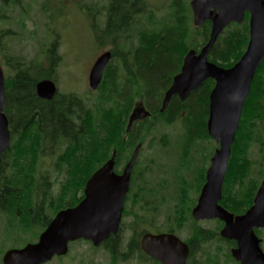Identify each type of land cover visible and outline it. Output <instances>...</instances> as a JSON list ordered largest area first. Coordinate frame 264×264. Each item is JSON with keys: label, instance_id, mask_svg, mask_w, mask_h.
Listing matches in <instances>:
<instances>
[{"label": "trees", "instance_id": "1", "mask_svg": "<svg viewBox=\"0 0 264 264\" xmlns=\"http://www.w3.org/2000/svg\"><path fill=\"white\" fill-rule=\"evenodd\" d=\"M8 1L11 5V0H0V22L6 20L3 13L10 6L6 5ZM127 2L115 0L114 3L117 13L122 10L118 18L125 21L121 26L115 24L110 35L115 41V56L119 51L118 36L126 37L125 31H128L122 26L133 29L139 22L140 0ZM121 5L126 9H122ZM174 6L171 25H165L160 30L148 25L141 30L137 27L136 38L132 36L129 40L137 41L129 49L130 55L122 60L118 57L120 62L117 61V67L116 60H113L116 69L105 72L98 91L92 95L81 97L70 93L49 102L43 101L35 94V84L48 75L31 71L33 63L24 59L5 60V67L12 74H5L3 109L11 131V144L0 166V214L7 218L8 230L18 228L25 235L38 227L43 231L57 212L79 202L77 197L86 180L110 158L113 150H116L114 161H122L125 157L129 158L138 145L143 149L144 140L154 131L153 122L167 127L179 122L183 131L182 150H190L192 146L198 147V150H213L214 146L210 145L212 140L206 131L208 98L213 81H205L184 103L174 98L165 112L159 111L163 94L172 77L179 72L184 56L189 50L198 52L207 43L210 33L208 23L198 29L189 28L191 10L182 0H175ZM233 26L235 30L223 39L221 35L208 56L210 62L225 69L240 59L248 42L247 24ZM0 34V41L9 37V32ZM129 46L125 43L124 49ZM137 100L151 117L135 123L130 133L126 134L127 118ZM263 137L264 60L255 73L244 103L222 186L221 203L235 213L240 214L251 206L263 178L264 168L250 172L252 162L247 158V152L253 146L263 152ZM54 140L61 142L65 148L54 164L59 179H63L57 195L52 189L54 182L46 175H36L37 168H42V161L38 165V157L43 152L45 154L42 148L53 145ZM141 154L142 151L134 172L140 170ZM134 225L131 224V236L126 240L129 254L139 252L137 241L141 235ZM113 238L101 246L110 254L112 261L118 259L116 246H113L116 241L109 243ZM76 243L69 245V251ZM66 258L59 257L57 260Z\"/></svg>", "mask_w": 264, "mask_h": 264}, {"label": "water", "instance_id": "2", "mask_svg": "<svg viewBox=\"0 0 264 264\" xmlns=\"http://www.w3.org/2000/svg\"><path fill=\"white\" fill-rule=\"evenodd\" d=\"M190 8L195 28L210 22L209 38L198 53L190 50L185 55L179 74L165 93L160 113L167 109L174 95L183 102L206 80L214 82L209 94L206 130L218 148L192 215L195 220L217 218L224 223L220 237L236 242L237 249L231 251L236 262L264 264L260 241L254 234V229L264 228V178L252 206L243 215L234 217L217 205L241 112L254 75L264 60V0H191ZM245 13L249 14V40L243 55L229 69L209 62L208 55L217 38L231 23L240 24ZM109 60L110 53H105L95 61L89 74L91 90L98 88ZM35 91L38 98L50 101L56 87L51 81H41L36 84ZM3 107L4 74L0 66V159L10 142ZM148 116L149 113L142 107H136L130 115L127 133L135 120ZM139 148L134 150L121 176L113 173L112 159L103 165L87 181L84 198L78 205L58 212L35 243L6 251L2 264H47L54 257L65 256L70 243L84 240L98 247L111 234H116L130 172ZM145 243L149 250L145 248ZM141 248L160 264H184L188 252L186 245L173 235H146L141 241Z\"/></svg>", "mask_w": 264, "mask_h": 264}, {"label": "rangeland", "instance_id": "3", "mask_svg": "<svg viewBox=\"0 0 264 264\" xmlns=\"http://www.w3.org/2000/svg\"><path fill=\"white\" fill-rule=\"evenodd\" d=\"M12 4L6 9L5 22H0V32H9V37L1 39L0 41V64L3 67L5 74L11 76V72L5 67L6 59H21L27 63L36 62V59L41 62L43 67L47 68V59L43 58L40 53L45 51L47 48L51 49L55 46V52L51 53L56 64L55 75L48 76L51 80H55L56 92L59 95H67L70 93L78 96H86L87 93L91 94V90L88 85V74L90 63L93 64L94 60L98 57L101 52H107L110 44L104 42L100 47L99 43L94 39L91 27L89 23H85L83 16L78 14L71 8L76 4H81L84 7L91 5L88 2H82L81 0H56L60 6L64 7L62 11L63 18L61 19L58 14L54 20L60 24L61 28L57 24V28L60 32L56 34L54 29L55 21L51 18H47L42 9L46 5V0H11ZM48 3L50 0H47ZM175 0H146V12L142 20L146 26L150 28H157L160 30L165 25H171L173 20L170 19L174 6ZM182 2L189 6L190 0H182ZM109 3V0L98 1L99 12L105 9ZM88 4V5H87ZM103 4V7L101 6ZM59 6V7H60ZM95 7V6H94ZM1 8V2H0ZM90 12V11H88ZM1 14V12H0ZM91 17V14H90ZM52 22V25L49 23ZM191 27L192 18L190 20ZM139 28V27H138ZM235 30L234 26H231L225 30L222 34L223 39L230 31ZM137 28L126 31L125 35L128 40L132 39V36H136ZM56 35V39H55ZM3 40V41H2ZM2 42V45H1ZM136 45L132 42L125 51H129L131 47ZM99 47V48H98ZM98 48V49H97ZM130 52V51H129ZM61 57V58H60ZM2 62V63H1ZM111 67V66H110ZM91 68V67H90ZM112 69V67H111ZM110 69V70H111ZM86 93V94H85ZM140 100H137L138 102ZM154 131L150 134L143 143V149L141 154V167L143 169L150 168L153 166L155 161H159V165L162 168V179L166 182V189L163 193L158 196V200H162L160 203L161 212L158 216L159 222L165 225V222H170L171 226H174V208L177 196V190L182 188L187 193L188 187H194L191 181L189 171L185 172L184 183L177 187V166L176 160L178 157V148L182 150L183 144V131L181 130L179 122L171 127L165 125H156L153 122ZM264 144V137H263ZM210 145L214 146L215 150L218 145L211 142ZM191 150H198V147L192 146ZM251 152H258L260 150L257 146H253ZM264 152V150H263ZM47 165V171H38L44 173L49 180H53V168L48 166V162L45 159ZM51 162V161H50ZM206 165V164H205ZM201 166V169L205 168ZM259 166L264 168V155L260 158L259 165L252 167L250 172L259 169ZM154 170V167H152ZM187 169V168H186ZM185 169V170H186ZM255 175V173H254ZM253 176V175H252ZM257 176V175H256ZM255 176V177H256ZM254 177V176H253ZM58 184L62 181L61 178H57ZM148 180V179H147ZM55 185V183H54ZM59 193V188L55 190V194ZM195 193H193L194 195ZM170 195V197H169ZM190 195L192 193L190 192ZM192 195V196H193ZM174 197V199H173ZM187 221L182 230V235L187 236L189 230L187 228L191 226V219L187 216ZM126 223L127 220H124ZM8 225L7 218L0 214V264L3 254L10 249L21 248L26 244L35 243L41 234V227L28 231L25 235L23 232L15 228L13 230L7 229ZM200 228L211 232V240L208 242L210 247V260L211 264H233L226 256V247L219 243L215 238L218 237L216 232V222L209 221L199 224ZM14 227V226H13ZM129 236L126 232L121 233V240L124 244L120 243L119 246L115 247L117 260L112 261L110 254L104 249V247L94 248L88 242H77L70 247V251L65 256L66 259L58 261L57 258H53L48 264H147L143 258L139 256L137 251H133L131 254L127 252L126 240ZM264 239V231L260 235ZM264 248V244H263ZM124 256V257H123Z\"/></svg>", "mask_w": 264, "mask_h": 264}, {"label": "flooded vegetation", "instance_id": "4", "mask_svg": "<svg viewBox=\"0 0 264 264\" xmlns=\"http://www.w3.org/2000/svg\"><path fill=\"white\" fill-rule=\"evenodd\" d=\"M81 1L82 2H88L91 5V7H88V6L84 7L81 4H76V5H74V7L71 6V8H73V10L75 12H77L78 14L83 16L85 23L86 22L89 23L91 30H92V33H93V36H94V39H96V41L99 43V47L104 42H107L110 44L109 50H107V52L104 51V52H101L99 55H97L98 57H100L101 55H103L105 53H110V62L108 63V65L106 66V68L104 70V74H105V72L111 71L113 68L117 67V65H118L117 61L120 62L119 60L120 59L122 60V58L124 56L130 55L129 51L124 50L125 43L130 45L132 42L137 43V41H136V39H133V41L129 42V40L127 39L128 37H125L122 35L118 36L119 40H118L117 46H118L119 51H118L117 55L115 56V53H114L115 41H114V39L110 38V35L113 32L112 29H115V24H117L118 26H121V23L123 24L125 22V21L121 20V18H118V15L122 11L121 6L124 3L118 9V11L121 10L120 13H117L115 10V7H114L115 0H109L107 7L103 10L101 9L100 12H99L100 8L98 5V1H100V0H81ZM122 1L127 2V0H122ZM128 1L131 2L132 0H128ZM59 6L60 5L56 2V0H50L49 3L46 0V5L42 9V11L46 15H49L47 18H51L53 21H55V23H56L55 27L56 28H57V24L61 28L60 24H62L64 21L63 22L61 21V23L59 24L56 20H54V18L58 14H60L61 19H62L63 18L62 11L64 12V10H65L64 7L70 6V5H66V6L63 5L60 7ZM101 6L103 7V4H101ZM122 9H126V7H123ZM88 11H90V12H88ZM145 12H146V0H140L139 22H138L137 26H134V28L139 27V29L141 30L146 25L144 22L142 23V20L145 16ZM90 14H91V17H90ZM248 21H249V14L245 13L243 21L240 25L247 24V26H248ZM49 23L52 25L51 21H49ZM207 23L211 26L210 22L207 21ZM233 25H236V24L231 23L229 27H231ZM122 28H124V30H130L131 29L130 26L127 27L126 25H123ZM54 31L56 32V34L59 33V37H60V32H62V31L61 30L59 31L58 28L54 29ZM125 33H126V31H125ZM0 36H1V34H0ZM55 39H56V35H55ZM1 45H2V42H1ZM54 48H55V46H54ZM54 48H51V49L47 48L45 51L40 53L43 58L46 57V59H47V65H48L47 68L43 67L41 62L36 59V62H34V64H33L34 68H32L30 70L34 71V72L41 71L42 73L47 74L48 76H51L52 74L55 75V70L57 67H56V64L54 63L53 55L51 54L52 52L53 53L55 52ZM0 49H2V47H0ZM118 57H120V59ZM97 58L94 60L93 64L90 63L91 68L94 65ZM113 60H116V62H114ZM113 62L116 63L115 67L113 65ZM110 66L112 67V69ZM90 67H89V73L91 70ZM120 67H122L121 63H120ZM179 72H180V70H179ZM179 72L176 75H178ZM176 75H174L172 77L169 86L167 87L166 91L164 92L160 107L162 105V101L164 99L165 93L167 92V90L172 85L173 79ZM88 76H89V74H88ZM40 81H52L56 86L55 80H51L48 77L44 78V79H40L38 82H40ZM87 81H88V78H87ZM38 82H36V84ZM36 84H35V87H36ZM58 96H61V95L56 93L54 98H56ZM188 97H187V99H188ZM174 98H176L180 103H184L187 100L186 99L185 101L182 102L177 95H174L171 98L170 102ZM170 102H169V105H170ZM140 104H141V102H135L134 103V105H136L137 108L141 107V106H139ZM128 118H129V116H128ZM128 118H127V121H128ZM207 118H208V116H207ZM126 125H127V123H126ZM180 127H181V125H180ZM125 129H126V126H125ZM55 140H57V137L55 138ZM55 140L53 142V145H50L48 148H42V150H45V154L43 152V154L38 157V160H39L38 165L42 161V168L38 167L36 170V175H40V174L45 175L44 173L42 174L38 171H47L48 167L44 161L46 159L48 162V166L52 167L53 172H54L53 180H54L55 185L52 188L54 194H55V190L57 188H59V193H60V188H61V185L58 184L57 178H59V176H58V172L55 171L54 164L58 159H60L61 151L65 150V148L63 146H61L62 143L61 142L57 143ZM15 148H14V150H15ZM141 151L142 150L140 148L138 155ZM216 151L217 150H191V148H190V150H179V148H178L179 154H178V157L176 160V166H177V170H178L177 187L184 183V181H185L184 178H186L184 176V174H185V172H188V171L190 173V176H192L191 181L194 184V187L193 188L188 187L187 193L184 192V190L182 188H179L176 191L177 192L176 200L178 202H176V204H175L176 209L174 208V212H175L173 214V216L175 217L173 220L174 226H171L170 222H165V225L161 224V222H159V219H158V216L160 215L159 213L161 212L160 203L162 202L161 199L158 200V196H160L163 193V191L166 189V182L162 179V168L159 165L160 162L157 160V161H155V163H153V166H151L150 168H146V169H143V167H145V166H142V167L140 166V170L134 172V166H135V163L137 160L136 159L135 163L131 169V172H130L128 190H127V192L124 196V199H123L122 213H121V219L119 222L118 230H117L116 234L111 235L109 237V238H111V237H115V238L117 237V238L111 239L109 241V243L113 244V242L116 241L115 245L113 244V246H117L118 244L122 243L121 233H123V232H126L127 235L130 237L131 236L130 227H131V224L134 223L135 224L134 226L138 227V231L141 235L137 241L138 242V248H139V252L138 251L137 252L139 253L140 258L141 257L143 258L145 263H147V264H160V262L149 257L142 250L141 241H142L143 237H145L146 235H152V236L173 235L176 238H178L182 243H184L187 247L188 252H187V256L185 258L184 264H211L210 247L208 244V242L211 240V237H212L211 232L209 230L206 231L203 228H200L199 224L204 223V222H209V221H215L216 225H217L215 234H217V236H218L215 239L218 240L219 243H221L222 245H224L226 247V249H227L226 250V256L233 264H241L240 262H236L232 258V255H231V251L233 249H237L236 242L234 240H226V239H223L220 237V231L223 229L224 223L221 222L217 218L216 219H210V220L209 219L195 220L193 218V215H192L193 210L198 205V200H199V197L201 194V190L206 183V173L210 168L211 160H212ZM257 151L258 152H255V150H254V152H251V151L249 152V150H248V152H247L248 153L247 158H249L251 160L252 167L259 165L260 158L264 155V152H261L260 150H257ZM115 153H116V150H113L112 154L110 155V158L107 161H109L111 159L113 160V173L116 176H121L126 165H127V163L130 161L132 154L129 158L125 157L122 161H119V160L114 161ZM230 156H231V150H230ZM230 156L228 158V162L230 160ZM3 157H4V154H2V156H1L0 165L3 162ZM126 158H127V160H126ZM137 158H138V156H137ZM107 161H105L100 167H97L91 175H93L103 165H105L107 163ZM204 165H205V168L201 169V166H204ZM152 167H154V170ZM259 167L263 168V166H259ZM263 178H264V175H263ZM263 178L260 180V182L258 184V187L255 191L254 197L256 195V192H257ZM88 179L86 180L84 187L81 190V193L77 197L80 199L79 202L84 198L85 185H86ZM61 180H63V179H61ZM223 183H224V180H223ZM222 186H223V184H222ZM190 192L192 193V195H193V193H195V194L192 196V195H190ZM62 196L64 198H66V195H62ZM169 197H170V195H169ZM254 197H253V199H254ZM173 199H174V197H173ZM221 200H222V189H221V198L217 202V205L220 208L227 211L229 214H232L234 217L243 215L253 204V200H252L251 206L248 209H246L244 212L238 214V213H235V212L227 209L221 203ZM73 207H75V206H73ZM73 207L64 208L63 210L73 208ZM187 216H188V219L190 216L191 226H189L187 228V231L189 230L187 236H183L182 235V230L184 228L183 224L186 223ZM176 219H177V221H176ZM124 220H127V222L125 223ZM177 225H179V226H177ZM263 231H264V228L254 229V234L257 237V239H259V241H260L259 247H260L262 253L264 254V248H263L264 239L260 237V235ZM129 237L127 238V240L129 239ZM108 240H106V241H108ZM102 245H103V243H102ZM102 245H100V247ZM144 246L146 249L149 250L147 243H145Z\"/></svg>", "mask_w": 264, "mask_h": 264}, {"label": "bare ground", "instance_id": "5", "mask_svg": "<svg viewBox=\"0 0 264 264\" xmlns=\"http://www.w3.org/2000/svg\"><path fill=\"white\" fill-rule=\"evenodd\" d=\"M59 145V144H58Z\"/></svg>", "mask_w": 264, "mask_h": 264}]
</instances>
